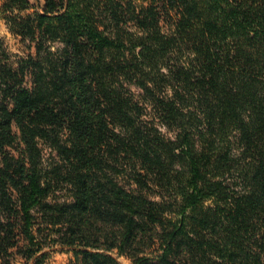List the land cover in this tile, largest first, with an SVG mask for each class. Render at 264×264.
<instances>
[{
    "label": "trees",
    "instance_id": "trees-1",
    "mask_svg": "<svg viewBox=\"0 0 264 264\" xmlns=\"http://www.w3.org/2000/svg\"><path fill=\"white\" fill-rule=\"evenodd\" d=\"M0 18L34 48L0 46V152L18 149L0 264L19 239L27 264L45 241L66 264H264V0H2Z\"/></svg>",
    "mask_w": 264,
    "mask_h": 264
},
{
    "label": "rangeland",
    "instance_id": "rangeland-1",
    "mask_svg": "<svg viewBox=\"0 0 264 264\" xmlns=\"http://www.w3.org/2000/svg\"><path fill=\"white\" fill-rule=\"evenodd\" d=\"M2 0H0L1 4ZM33 10H29L28 12H32ZM166 26H164V29ZM0 46L9 54H11V61H17L18 57H24L27 54L31 53L34 48L28 40H22L20 37L15 36L11 33L3 19L0 18ZM17 148H6L2 152H0V161L15 156L17 153ZM43 156L45 160L50 161L54 156V152H52L49 148L43 147ZM55 198L61 200L66 196L64 191H58L55 193ZM17 223L19 220L16 221ZM44 231V230H43ZM46 232V231H45ZM22 241L19 239V243L17 248L12 249L13 258L11 259V264H27V260L22 257L20 253V245ZM52 241H45L44 243V251L47 252L46 257L43 260L42 264H66L72 258V252L66 248L62 247L58 244L52 245ZM120 264H132V261L125 257L119 256L117 258Z\"/></svg>",
    "mask_w": 264,
    "mask_h": 264
}]
</instances>
